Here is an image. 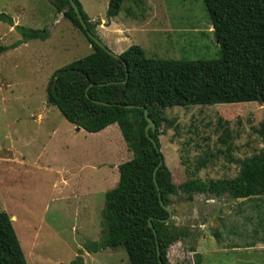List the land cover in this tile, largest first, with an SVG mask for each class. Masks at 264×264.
<instances>
[{
	"label": "rangeland",
	"instance_id": "rangeland-1",
	"mask_svg": "<svg viewBox=\"0 0 264 264\" xmlns=\"http://www.w3.org/2000/svg\"><path fill=\"white\" fill-rule=\"evenodd\" d=\"M79 2L87 14L106 18L108 0ZM0 14L18 26L47 31L43 41L23 43L7 22H0V211L9 216L25 261L68 264L80 256L82 264H129L121 247L96 253L84 249L85 243L100 240L105 193L118 182L117 166L132 158L118 126L88 133L46 104L51 75L90 54V44L48 0H0ZM115 17L122 25L133 18L162 30L127 33L120 47L130 40L147 57L162 60L218 58L202 0H123ZM96 35L118 53L112 34ZM161 112L160 153L176 185L192 178L230 179L240 160L264 150V104L196 105ZM240 202L227 195L195 194L190 202L173 197L170 221L189 237L168 248L169 262L193 263L200 247L201 264H264V242L238 246L251 240L256 222L255 204Z\"/></svg>",
	"mask_w": 264,
	"mask_h": 264
},
{
	"label": "trees",
	"instance_id": "trees-1",
	"mask_svg": "<svg viewBox=\"0 0 264 264\" xmlns=\"http://www.w3.org/2000/svg\"><path fill=\"white\" fill-rule=\"evenodd\" d=\"M90 44L92 52L59 69L46 86V104L58 109L63 118L88 133H97L116 124L132 158L117 166L118 182L105 193L101 210L103 227L98 242H87V253L124 249L129 264H201L195 254L193 263H170L168 248L188 238L187 231L171 221L166 222L173 197L193 200L195 194L227 195L232 200L254 205L256 222L252 238L239 247L251 248L264 242V150L239 161L236 175L230 179H188L174 184L171 173L145 135L147 117L155 123L150 137L160 149L159 134L164 122L161 109L215 104H264V0H202L218 47L215 60H172L149 58L138 45H131L115 59L88 39L68 0H48ZM96 38V26L83 10L79 0H73ZM123 0H108L106 17L118 15ZM22 38L43 41L47 31L13 25ZM18 42L11 45L15 48ZM4 51V48H0ZM125 64V65H124ZM126 66V68H125ZM126 83L120 84L126 78ZM104 84V85H100ZM95 101L108 105L98 104ZM131 106V107H126ZM264 133V117L261 123ZM225 143V142H224ZM162 161L155 173L153 171ZM156 231L159 254L151 229ZM252 221V217H247ZM214 237L219 239L217 233ZM237 247V244L233 245ZM232 246V247H233ZM231 247V248H232ZM0 264H27L9 216L0 211ZM68 264H82L77 256Z\"/></svg>",
	"mask_w": 264,
	"mask_h": 264
},
{
	"label": "crops",
	"instance_id": "crops-1",
	"mask_svg": "<svg viewBox=\"0 0 264 264\" xmlns=\"http://www.w3.org/2000/svg\"><path fill=\"white\" fill-rule=\"evenodd\" d=\"M87 15L91 19L92 22H95L96 20L100 22V23L97 22L99 24L97 26V29H95L96 32L103 31L105 33V35H107V34L113 35L114 38H113L112 44H113V46H115V48L118 49V53H117L118 55L120 53H122L123 51H125L129 46L134 45L133 41L129 40V42H131V43H129L130 45H127V47H120V45H122V43H124L121 39H125L126 37L129 38L126 35L127 33H135V32H141V33L145 32L146 33L147 31H152V33H153L154 31H157V32L162 31V30H158L159 28H157V29L152 28V27L148 28V25H147L148 22L147 21L141 22V24L136 23V22H134L133 18H131L127 24L122 25V24H119V22L116 20V17H111V18L106 17V18H98L97 19L96 17H93L89 14H87ZM105 20L107 21L106 23L104 22ZM44 24H45V26H47L48 25L47 21ZM13 25H17L16 20L13 22ZM162 25L163 24H161V26ZM10 29L12 30L13 28L10 26ZM103 38H105L104 34H103ZM151 43L153 45H158L156 39H151ZM210 241L213 242V240L211 238H210ZM172 245H174V244H172ZM197 252H198V254H200L202 256V251L200 250V247H197Z\"/></svg>",
	"mask_w": 264,
	"mask_h": 264
},
{
	"label": "water",
	"instance_id": "water-1",
	"mask_svg": "<svg viewBox=\"0 0 264 264\" xmlns=\"http://www.w3.org/2000/svg\"><path fill=\"white\" fill-rule=\"evenodd\" d=\"M69 2V5L71 6V8L73 9L82 29L84 30L86 36L88 37L89 40H91L94 44H96L99 48H101L102 50H104L105 52H107L110 56H112L113 58L115 59H119V56L118 54H114L112 53L102 42L101 40H99L98 38H96L95 36H93L87 29V26H86V23L83 21L82 19V16L77 8V5L75 4V2L73 0H68ZM125 65V64H124ZM126 68V66H125ZM127 76H128V73L126 72V78L121 81V82H117V83H120V84H125L126 83V79H127ZM100 85H104V84H100ZM96 103L98 104H102V105H108L106 103H103V102H99V101H95ZM126 107H131V106H126ZM144 115L146 117V122H147V125L145 127V135L146 137L149 139V141L151 142L153 148L157 151V152H160V149L158 148V146L155 144L154 140L150 137V134H149V130H151V132H154L155 130V123L147 117V111L145 110L144 111ZM79 129V128H77ZM162 164V161L158 163V165L155 167L154 171H153V183L156 187L157 190L158 187H157V183H156V180H155V173L156 171L159 169L160 165ZM158 200H159V203L160 205L163 207L164 210H166L168 212V218L166 220V222H169L171 219H172V212L171 210H169V208L165 207L163 205V202L161 200V195L160 193L158 192ZM148 227L151 229L153 235H154V238H155V243H156V251H157V254H159V247H158V241H157V238H156V231L155 229L153 228L150 220H148Z\"/></svg>",
	"mask_w": 264,
	"mask_h": 264
},
{
	"label": "flooded vegetation",
	"instance_id": "flooded-vegetation-1",
	"mask_svg": "<svg viewBox=\"0 0 264 264\" xmlns=\"http://www.w3.org/2000/svg\"><path fill=\"white\" fill-rule=\"evenodd\" d=\"M175 243H177V242H175ZM175 243H173V244H175Z\"/></svg>",
	"mask_w": 264,
	"mask_h": 264
}]
</instances>
